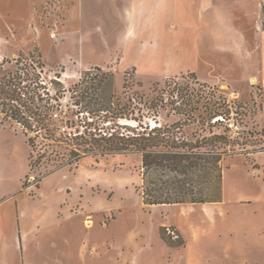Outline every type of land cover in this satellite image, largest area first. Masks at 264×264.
<instances>
[{
    "label": "rangeland",
    "instance_id": "1",
    "mask_svg": "<svg viewBox=\"0 0 264 264\" xmlns=\"http://www.w3.org/2000/svg\"><path fill=\"white\" fill-rule=\"evenodd\" d=\"M28 7L22 18H9L0 9V58L22 55L23 68L34 56L53 98L52 117L65 134L108 125L99 120L102 114L96 116L95 101L76 103L75 85L85 71L96 75L102 69L110 75L100 100L122 98L124 92L152 97L167 79L194 73L211 88L208 109L216 102L231 106L229 117L205 126L207 133L200 124L184 130L190 139L193 133L207 136L210 129L232 134L221 160V206L227 211L147 206L139 153L84 155L76 162L70 140L59 143L30 134L36 137L32 148L22 126L4 120L0 110V262L5 256L19 264H124L139 256L140 264H166L168 248L182 244L166 234L171 214L180 224L194 225L205 245L228 247L230 262L264 264V32L257 30L255 17L240 26L246 38L240 63L233 50L222 53L209 42L194 43L186 33L172 44L162 36L161 49L154 53L156 43L124 36L121 19L111 16L119 17L111 0H38ZM160 115H146L144 123L164 126L179 120ZM51 159H59L61 166L53 168Z\"/></svg>",
    "mask_w": 264,
    "mask_h": 264
},
{
    "label": "trees",
    "instance_id": "2",
    "mask_svg": "<svg viewBox=\"0 0 264 264\" xmlns=\"http://www.w3.org/2000/svg\"><path fill=\"white\" fill-rule=\"evenodd\" d=\"M20 56L14 60L0 58V110L4 120L22 126L32 148L36 137L30 134H42L45 139L59 143L70 140L76 146V162L84 155L139 153L142 157L141 193L145 205L221 202V160L228 152L232 134L228 130L217 134L210 129L207 136L193 133V141L186 137L184 130L200 124L201 130L207 133L205 126L208 123L216 119L215 125L219 124L223 119L220 117H229L232 109L226 101L223 105L216 102L211 110L208 109L206 102L208 99L212 101L208 91L211 88L200 83L195 74L167 79L163 88L153 89L152 97L127 96L124 92L122 98L108 95L100 100L110 75L102 69H98L96 75L85 71L75 85L79 98L76 103L95 101L96 116L102 114L98 115L99 120L108 125L65 134L52 117L55 107L49 102L53 98L49 97L46 82L38 74L37 69L42 67H39L40 62L37 61L36 66L34 56L30 54V63L26 62L22 68L23 58ZM12 64L16 68L6 67ZM62 78V75L56 77L60 81ZM162 112L167 118L176 116L179 120L164 126L157 122L154 126L144 123L148 118L146 115L161 116ZM133 123L136 126H131ZM198 136L202 138H196ZM51 160L56 162L53 168L61 166L59 159Z\"/></svg>",
    "mask_w": 264,
    "mask_h": 264
},
{
    "label": "crops",
    "instance_id": "3",
    "mask_svg": "<svg viewBox=\"0 0 264 264\" xmlns=\"http://www.w3.org/2000/svg\"><path fill=\"white\" fill-rule=\"evenodd\" d=\"M16 3L15 0H4L0 9L7 12L9 18H22L27 16L28 5L30 3L37 4L38 0H20L18 4ZM118 4L121 5L118 6ZM263 4V0H111V9L117 11L119 17H116V15L114 17L112 14L111 16L117 20L121 19L119 23L123 27L124 36L142 38L139 42L141 44L156 43V46L152 49L154 53L161 49L159 45L164 41L162 36H169V43L172 44L173 40H178L186 33L194 36V43L208 44L209 42L213 49L216 48L222 53H226L227 49L233 50L234 56L241 63L246 38L240 26L245 24V21L251 15L255 17L257 30L262 29L264 32ZM69 12L70 9L68 15ZM226 41L231 43L229 48L225 44ZM244 60L246 61V59ZM244 63L248 64L247 62ZM209 204H174L164 205V207L169 209L178 206L184 209L222 207L225 212L227 211L224 206H221L222 201ZM227 215H230V212ZM166 223L171 225L169 227L175 228L173 229L179 235L178 240L182 242L180 245L168 248V261L166 264H235L230 262L231 256L228 247L222 248L215 244L212 249L205 245L204 238L202 239L198 229L193 228L194 225L186 224L183 221L180 224L171 214ZM134 257L135 262L133 261ZM134 257L125 259L124 264H132V262L133 264H140L139 256ZM1 259L3 261L0 264H19L16 259L11 261L8 258L6 260L5 256H2ZM158 260L164 261L163 256H160Z\"/></svg>",
    "mask_w": 264,
    "mask_h": 264
},
{
    "label": "built area",
    "instance_id": "4",
    "mask_svg": "<svg viewBox=\"0 0 264 264\" xmlns=\"http://www.w3.org/2000/svg\"><path fill=\"white\" fill-rule=\"evenodd\" d=\"M229 127H230L233 131L237 132L238 127L235 126L234 124H230ZM166 234H167L168 236H170L173 240H178V239H179V235H178V233H177L173 228H171V227H167V228H166Z\"/></svg>",
    "mask_w": 264,
    "mask_h": 264
},
{
    "label": "bare ground",
    "instance_id": "5",
    "mask_svg": "<svg viewBox=\"0 0 264 264\" xmlns=\"http://www.w3.org/2000/svg\"><path fill=\"white\" fill-rule=\"evenodd\" d=\"M92 223L91 222H87V225L90 226Z\"/></svg>",
    "mask_w": 264,
    "mask_h": 264
}]
</instances>
